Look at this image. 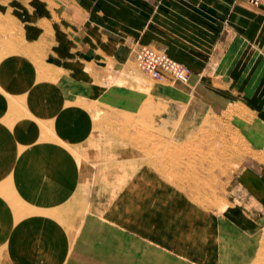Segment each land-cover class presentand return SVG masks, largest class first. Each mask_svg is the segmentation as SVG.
I'll return each instance as SVG.
<instances>
[{"label":"crops","instance_id":"0c3cea01","mask_svg":"<svg viewBox=\"0 0 264 264\" xmlns=\"http://www.w3.org/2000/svg\"><path fill=\"white\" fill-rule=\"evenodd\" d=\"M2 1L9 2L28 36L51 39L54 61L80 83L92 77L89 71L106 70L109 62H127L136 42L188 68L186 85L230 87L229 101L241 100L264 130V4ZM208 71L215 76L201 77ZM103 96L94 100L110 98ZM129 180L111 214L89 216L80 225L66 264H246L252 259L253 239L244 235L257 225L238 209H231L233 227L226 233L220 222L215 228L205 222L203 210L186 204L182 190L173 189L154 168L145 165ZM238 183L264 212V173L243 170Z\"/></svg>","mask_w":264,"mask_h":264},{"label":"rangeland","instance_id":"374dc122","mask_svg":"<svg viewBox=\"0 0 264 264\" xmlns=\"http://www.w3.org/2000/svg\"><path fill=\"white\" fill-rule=\"evenodd\" d=\"M0 38V41L8 40L10 50L9 53L6 50V53L9 57L17 55L25 62V75L29 81H24V86L37 87L33 76L41 68L50 74L54 86L53 98L62 105V110L54 106L55 111H62L69 119L66 123L58 122L59 131H54L52 138L60 140L61 133H64L66 138L71 139L68 146L76 148V153L88 146L86 139L89 135L104 134L105 146L115 147L116 152L130 150L138 158L136 167L145 164L154 168L173 189L180 188L185 193H182V197L186 204L203 210L205 222L209 225L214 223V228L215 222H220L226 233H231L233 227L231 209H238L248 221L257 225L253 233L247 230L244 235L245 238L253 239V256L246 264H264V212L238 183V176L243 170L264 173V130L241 100L229 101L230 87L182 85L172 80L164 83L152 81L134 63L131 49L135 44L138 45L136 42L130 46L127 62L122 65L109 62L106 70L89 71L92 77L80 83L63 65L54 61L51 39L28 36L20 19L9 8V2L2 0ZM214 76L215 71L201 75ZM17 78L13 74L11 81ZM45 87L47 85L42 84L36 88L38 93L32 94V98L40 101ZM100 94L110 98L105 101L94 100ZM114 95L117 100L113 102L111 97ZM140 95L145 96L140 98L132 111L127 103ZM154 107L161 108V112L147 118V110ZM95 111H99L98 118L93 116ZM107 167L112 168V165ZM93 185L101 188L98 192H102L103 196L99 193L88 194L84 196L85 199L92 196L98 201L110 200V207L102 216L111 214L119 195L118 180L112 179L106 185L104 181L95 180ZM41 198L44 201L48 199L45 195ZM17 204L21 205L20 201ZM86 209L78 205L71 211L75 216L76 213H92V209H87V212ZM25 214L17 216L13 222L23 225L28 217H35L32 211ZM91 215L99 216L94 212ZM14 230L12 227L0 226V236L9 235ZM67 232L57 227L50 232V239L45 242L31 230L17 232L22 245L7 247L10 257H13L7 264H15L14 258L20 255L29 254L37 258L43 252L51 255L63 253L59 260L55 258V263L66 264L73 245ZM228 250L227 246L225 253Z\"/></svg>","mask_w":264,"mask_h":264},{"label":"bare ground","instance_id":"6f19581e","mask_svg":"<svg viewBox=\"0 0 264 264\" xmlns=\"http://www.w3.org/2000/svg\"><path fill=\"white\" fill-rule=\"evenodd\" d=\"M6 50L9 53L7 38L0 41V226L15 230L0 236V264L13 260L7 251L8 246L22 245L17 232L31 230L45 242L50 239V232L61 227L68 230L69 240L73 243L85 219L93 212L102 214L109 207L110 200L98 201L92 196L89 197L91 200L85 199L88 194L103 196L98 192L101 188L94 187V181L101 180L106 185L112 179L118 180L120 192L126 182L145 166L136 167L138 158L130 150L116 152L115 147L105 146L104 134L89 135L86 139L88 146L76 153V148L68 146L71 139L64 133H61L60 140L52 138L54 131H59L58 122L66 123L68 118L62 111H55L54 106L61 109L62 105L53 98L50 74L38 68L33 76L37 87L24 86V81H29L25 75V62L17 55L9 57ZM13 74L18 78L11 81ZM42 84L47 85L46 90L40 101L34 100L32 94H37L35 89ZM143 96L128 101V108L134 111ZM111 99L113 102L117 100L116 95ZM158 112L161 108L147 110V118ZM93 116L98 118L99 111H95ZM109 165L112 168L107 167ZM43 195L48 197L46 201L41 198ZM18 201L21 205L17 204ZM73 205L92 209V213H76L75 216L71 211ZM27 211H32L35 217H28L23 225L13 222L17 216L26 215ZM39 255L37 258L29 254L20 255L14 261L15 264H54L63 253L51 255L43 252Z\"/></svg>","mask_w":264,"mask_h":264},{"label":"built area","instance_id":"2783aa9c","mask_svg":"<svg viewBox=\"0 0 264 264\" xmlns=\"http://www.w3.org/2000/svg\"><path fill=\"white\" fill-rule=\"evenodd\" d=\"M253 7L264 4V0H241ZM132 55L138 70L152 81L164 83L168 80L186 85L191 71L182 64L170 59L164 52L148 46L134 45Z\"/></svg>","mask_w":264,"mask_h":264}]
</instances>
